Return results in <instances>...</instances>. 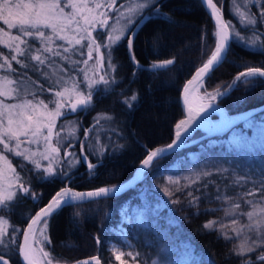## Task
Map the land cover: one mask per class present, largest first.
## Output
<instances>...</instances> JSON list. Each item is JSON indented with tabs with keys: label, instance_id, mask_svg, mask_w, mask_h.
Segmentation results:
<instances>
[{
	"label": "trees",
	"instance_id": "16d2710c",
	"mask_svg": "<svg viewBox=\"0 0 264 264\" xmlns=\"http://www.w3.org/2000/svg\"><path fill=\"white\" fill-rule=\"evenodd\" d=\"M213 3L220 7L225 22L230 21L241 36H253L252 32L244 31V26L232 15L233 0H213ZM158 7L159 12L150 9L145 11L144 16L148 19L137 31L134 54L136 61L143 66L171 58L175 59L174 64L155 71L136 69L128 58L127 41H123L116 47L113 56L114 63L118 67L115 71L108 70L109 75L114 76L117 81L112 85V90L102 97H94L92 105L87 110L61 119L64 122L75 120L80 138L85 137L86 128L91 129L84 143L88 160L95 164L96 168L88 172L87 167L81 163L72 172L70 180L55 177L37 181L32 174H28L27 181H31L30 187L37 198L32 199L31 196L23 198L15 203L11 213H0V216L9 221L11 230L13 228L19 230L16 232L19 243L22 230L31 217L62 187L70 186L76 191H90L99 187L124 184L132 177L149 151L166 147L172 142L176 125L184 119L179 103L182 88L206 62L215 47L216 30L200 0H158ZM249 9L252 13L259 14L258 6L253 7L250 4ZM2 25L0 22V27ZM259 27L260 31L264 32L262 24ZM205 32L209 45L206 53L202 48L203 40L201 39ZM154 36L156 43L153 42ZM56 50L68 59L52 57L50 61L54 60L55 63L49 62L44 66H38L37 62L31 61L30 57L27 60L20 57L29 68L36 69L35 72L26 71V67H21L12 61V68L15 71L1 72L0 76H7L8 79L20 83L40 85V88L44 89L56 85L55 80L58 81L61 78L59 76L60 78L56 79L49 73L43 72V69L52 66L66 70V75L69 67H75L78 73L76 74L75 70L73 74L77 77L82 89L85 73L89 75L87 76L90 80L97 78L94 60L87 65L83 64L87 47L81 50L84 52L83 56L80 55V51H72V49L69 53H64L62 48ZM32 54H36L34 50ZM76 61L79 63L73 64ZM261 61H264V54H260L254 47H247L244 43L233 40L223 63L204 81L205 89H221L225 93L218 99L217 105L228 115L240 120L237 124L235 121L225 134L211 136L155 161L145 170L141 181L121 196L78 204V206H66L53 213L48 218V237L51 240L48 250L56 258L53 262L74 264L88 260L92 256H98L102 264H111V255L106 244L112 237V230L117 228L122 208L141 206L144 198L138 195L139 187L161 170L174 169L180 164L202 159L203 155H217L232 159L236 156L242 159V155H248L256 170L264 169L262 158L246 152L245 145H238L233 141L237 137L248 139L253 133L252 128L249 127L252 123L259 122L258 124L264 127V111L246 119L249 112L264 107V79L257 80L254 86L239 84L236 87H229L237 73L243 70L238 65L248 63L250 66L259 67ZM134 70L135 75H133ZM62 73L60 72L59 75ZM58 86L53 90L56 91ZM134 93L137 95V100L134 106L129 108L122 101ZM104 117H111V119ZM97 119L100 121L99 124L96 123ZM200 136V132H196L186 142ZM100 145L104 146L103 154L96 151ZM72 149L79 154L80 143L78 142ZM12 165L16 171L22 173L18 167V160H12ZM219 204L218 201L202 200L196 206L179 207L177 212L181 218L169 211V208L159 207L157 211L168 216V220L158 221L144 231L135 230L136 232L133 231L129 239L135 242L138 250L144 247L148 240L151 241L152 246H160L163 243L159 240L160 232L163 234L168 228L167 232L176 240V243H185L192 249L193 255L203 261V264H239L237 258L230 256L237 241H225L216 231L204 228V224L211 219L221 217L222 210L218 208ZM209 209H215V211H206ZM76 212L80 215L75 216ZM97 237L100 239L99 245L96 243ZM152 240L155 241L154 244ZM14 248V255L6 258L9 259L10 264H21L18 245Z\"/></svg>",
	"mask_w": 264,
	"mask_h": 264
},
{
	"label": "snow or ice",
	"instance_id": "6c2138e0",
	"mask_svg": "<svg viewBox=\"0 0 264 264\" xmlns=\"http://www.w3.org/2000/svg\"><path fill=\"white\" fill-rule=\"evenodd\" d=\"M203 2L204 0H202ZM233 3H235V0H233ZM207 4L212 9V15H218L220 7L214 4L213 0H207ZM249 4L253 7H259L258 15L248 9ZM116 5L117 0H110L103 7L117 14V23L120 20L124 21L123 27L119 30L118 34L109 23L110 17L108 16V12H100L99 16L95 14V9L102 7L100 3H96L95 9H93L88 6V0H0V22L8 29L6 31L4 27H0V37H7L6 40L0 38V44L9 49L8 55L0 51V60H3L0 68H5L6 66L7 71H15L12 68V61H15L21 67H27V64L20 57H24L25 60L30 57L31 61L37 62L38 66H44L49 62L55 63L54 60L50 61V57H61V59L66 60L68 58L56 49L62 48L64 53H69L73 40L75 45H81L82 40L88 41V58L83 60L84 65H87L93 59V51L97 54L96 60L98 63L96 65L95 77H98V79L92 78L89 80L87 73H85L83 90H81V85L77 83L72 89L65 87L63 90L54 91V96L57 99L49 100L48 103H45L43 100H39L38 104L33 103L35 96H33V99H21V88L19 86L13 89L0 88V96L20 100L19 103L9 104L0 101V108L3 109L0 111V145H3L6 152H11L17 157H23L24 161L30 163L33 168L29 169V172L35 170V178L37 180H47L52 177H62L63 180H70L72 170L82 162H87L90 172L96 168L95 164L88 162L84 141H79V155L74 151H69V149L73 148V144L69 143L64 148L63 158H61L60 145L68 137H61V133L54 132V128L57 126V118L67 115L69 111L76 113L87 110L92 105L94 97H102L112 90V85L116 84L117 81L114 76L109 75L108 70L115 71L118 67L114 63L113 53L120 43L125 40L127 41L129 59L134 63L136 68L141 67L139 62L136 61L134 54V43L137 36L136 28L139 25L140 19H143L144 9L147 8L155 12L160 11L158 0H152L151 4L148 3V0H144V2L136 5L135 8L127 9L131 13L127 16L123 12H120ZM120 7L124 6L121 5ZM243 7L247 10L241 12L240 8L236 7V12L240 16V23L244 26L243 30L252 32L253 36H241L230 21L221 23L218 20V30L215 33V47L206 62L197 69L196 76L193 79H199L208 73L209 70L213 69L224 56V53L230 49L233 40L240 41L247 47H254L260 54H264V32H261L259 27L261 24H264V0H245ZM67 9H71V11H66ZM85 12L90 15H84ZM78 16L80 17L79 19L77 18ZM81 21L88 27H82ZM74 25L75 27L73 28ZM13 29L15 30V34L11 31ZM70 29L80 33V38H69L67 33ZM99 29L107 32V42L104 40L103 32H100ZM93 30H97L98 34L96 36L93 35ZM84 33H87V35L85 36ZM201 39L203 40L202 48L206 53L209 47L206 32ZM58 40L66 41L68 47H65L64 44H56ZM153 42H157L155 36ZM54 44L55 49L53 48ZM81 47L83 46L81 45ZM101 49H105L106 51L101 53ZM33 50L36 53L34 55L32 54ZM72 51H77V49L72 48ZM80 55L83 56L82 51H80ZM174 62L175 59L171 58L153 63L149 67L164 69L174 64ZM74 63H79V61ZM238 67L243 68V70L237 73L229 87H236L239 84L254 86L257 80L264 79V61L260 62L259 67L250 66L248 63H243L238 65ZM135 74L134 70L133 75ZM44 75H47V73H44ZM3 80L5 84L19 83L18 81L8 80L7 76L3 77ZM191 82L189 81V83ZM59 83L60 81L58 80L56 85L46 90L41 87L40 91L53 92L54 87L59 85ZM185 91H187V88H185ZM66 92H70L75 97L69 104L63 102ZM25 94L27 95V93ZM220 94L217 91V95ZM210 98L214 99L215 97ZM136 100L137 95L134 93L131 97L123 100L122 103L131 108L134 106ZM53 103L55 107L49 109V104ZM39 106H42L44 109V112L40 113L45 117L44 120L35 118ZM17 109L18 111H16ZM29 109L32 110L31 114L28 112ZM5 113L7 114L6 117ZM197 115H199L198 112L192 114L190 110L188 118L181 120L176 125V139L167 145L166 148H157L154 151H149L146 158L141 161V166L148 169L153 165L155 158L161 153L177 146L181 138V131L186 129L195 120ZM5 118L7 119L6 127L4 126ZM104 118L111 119V117ZM99 122V119H97L96 123L99 124ZM43 129H47V134H44ZM61 130L65 129L62 128ZM69 135L74 136V133L69 132ZM54 136L56 137L55 144L53 143ZM84 136L85 139L88 138L89 129L86 128L84 130ZM20 137H25L26 139L22 141ZM13 141H15L14 144ZM41 141L43 142V151L39 150ZM23 143L37 144L38 150L31 151L25 148L21 151V144ZM97 143L99 144L98 137ZM103 149L104 146L100 145L96 151L103 154ZM37 156L39 159L36 158ZM41 160L49 161V164L45 167L40 162ZM0 161H7V156L0 153ZM8 170L12 172V177L7 180L6 185L0 186V213H11L15 203L23 198L28 196H31L32 199L37 198L30 187L31 181H25L12 168L11 163H8ZM217 171L225 173L228 170L218 169ZM199 175L206 177L212 175V173L203 172ZM199 175L197 179H199ZM255 175V173H252L238 176L231 184L226 181L225 189L228 191H222L217 187V191L214 194H202L209 202L214 198L222 205H226L223 211L225 216L230 218L229 223H219L217 227L218 222L210 220L204 224V228L218 231L225 241H238L231 250L230 256L237 258L239 264H264V169L259 174V180L253 178ZM0 176H3L2 169H0ZM170 183L179 184V181H170ZM190 184L185 185V187L190 186ZM249 184H251V187H248ZM208 186L209 182H206L204 187L208 188ZM114 188L115 186L99 187L87 192H80L74 191L70 186L62 187L51 197V200L44 207H41L35 213V216L31 217L28 227L22 230L25 241L23 244H19L15 235L19 230L13 228L11 233H9L7 228L8 220L0 216V264H10L9 259L6 257L14 255V246L16 245L19 247V255L25 264H37L33 255L34 249L28 243L30 232L34 234L33 225L43 224L45 226L41 230V234L44 235L47 243L51 244V240L48 239L45 233L48 218L54 212L65 206H78L77 202H82L85 198L98 201L99 198L106 197ZM166 194L171 195V192L166 190ZM187 195L190 205L196 206L201 202V198L194 196L192 192H188ZM244 206H247L250 210L244 211ZM206 211H215V209ZM74 215L79 216L80 213L76 212ZM36 242L39 243L40 241L37 240ZM96 243L100 244L99 237L96 238ZM112 251L115 254V259L120 261V264H127V261L122 259L125 255L132 259L133 264H139V253L131 251L124 253L118 251L116 248H113ZM40 252L43 254V258L47 260V264H53L56 258L51 253L45 251L44 248H41ZM92 261L95 264H101V259L98 256H92L90 260L78 261L76 264H91Z\"/></svg>",
	"mask_w": 264,
	"mask_h": 264
},
{
	"label": "rangeland",
	"instance_id": "374dc122",
	"mask_svg": "<svg viewBox=\"0 0 264 264\" xmlns=\"http://www.w3.org/2000/svg\"><path fill=\"white\" fill-rule=\"evenodd\" d=\"M130 0H117V5L116 7L119 9L120 12H123L125 16L130 15L127 11L129 8H135L136 5L139 3L144 2V0H133L131 3H127ZM110 2V0H88V6L92 7L95 9V4L100 3L102 5L101 8L95 9V14L99 16L100 12H108V16L110 17L109 23L112 25L113 30L116 31V33H119V30L123 27L124 21L120 20L119 23H117V14L111 11H108L107 8L103 7L104 4ZM152 0H148V3L151 4ZM245 0H235V3H232L231 5V12L234 18L240 22V16L236 12V7L240 8L241 12L246 11L245 7H243ZM123 5L124 7H120ZM250 4L248 5L249 9ZM148 10L147 8L143 10L144 15L145 11ZM66 11H71V9H67ZM84 15H90L89 13L85 12ZM143 15V16H144ZM78 19L80 18L79 16L77 17ZM143 19L145 21L148 19V17L144 16ZM142 19H140L141 21ZM2 23V22H1ZM81 26L82 27H88L83 24V21H81ZM264 28V24H262ZM1 27H4L5 30L7 31L8 29L6 26L2 25ZM75 25L73 26V28ZM99 28V26H98ZM12 32H15V30H11ZM100 32H103L104 35V40L107 42V32H104L103 29H99ZM97 30H93V35L96 36ZM69 38L75 37L76 39L80 38V33H77L70 29L67 33ZM86 36L87 33H84ZM2 39H7V37H0ZM56 44H64L65 47H68V44L66 41H56ZM88 41L87 40H82L81 45H75V42L73 40L72 48H76L77 51H81L84 47H87ZM55 47V44L53 45V48ZM127 48V44H126ZM55 49V48H54ZM214 49V48H213ZM3 51L5 55H8L9 49L5 48L3 44H0V51ZM106 50L101 49V53H104ZM84 53V52H83ZM96 53L93 51V59L95 63V71H96V65L98 61L96 60ZM86 59L88 58V48L87 52L85 53ZM52 58V57H50ZM90 60L89 62H91ZM3 63V60H0V64ZM76 64V63H73ZM91 68V67H89ZM26 71H31L35 72L36 69L34 68H29L28 66L25 68ZM76 70V74L78 73L77 69L75 67H69L68 74L66 75L65 71L66 70H61L57 66H52L49 68L43 69V72L49 73V75L53 76L54 78L58 79L60 81V86L57 87L56 91L63 90L65 87L68 89H72L75 84L79 83L77 80V77L73 74V71ZM1 72L8 73L6 71V66L4 68H0V74ZM60 72H63L62 75H59ZM89 72V70L87 71ZM70 73V74H69ZM37 74V73H36ZM88 75V74H87ZM60 76V77H59ZM89 76V75H88ZM4 76H0V88H5V89H13L17 88L18 86L21 88V93L20 96L22 97L21 99H33V96H35V99H33V103L38 104L39 100H43L45 103H48L49 100H54L57 99L54 96V91L49 92V91H40V85H33L29 83H18V84H5L3 80ZM90 80V77H88ZM98 79V77H97ZM8 80H13V79H8ZM14 81V80H13ZM57 82V80H55ZM66 82V83H65ZM197 94L200 98V107L199 110L200 112H205L206 117L203 120V123H206V121L212 120V123H210L211 127L207 129H203L201 127H193L192 125V135H194L196 132H200V137L205 136V132H211L212 134L215 133H220L223 132L226 128L229 126V122L231 121L232 124L236 121V119H232L230 117H233L231 115H228L223 109H221L217 105V101L219 98L225 94L221 89H216V90H207L205 89L204 82L201 83L200 85L197 86ZM46 90V88H45ZM81 90L82 87H81ZM217 91H219L221 94L217 95ZM27 93V95L25 94ZM210 97H215L214 99H211ZM75 97L70 93L66 92L65 93V99L64 103L69 104L71 100H74ZM0 101H3L5 104L9 103H19L20 100L12 99L11 97H4L0 96ZM55 107V104H49V109H52ZM201 109H203L201 111ZM3 109L0 108V111ZM18 111V109L16 110ZM29 114H31L32 110H28ZM44 109L42 106L38 107V111L36 113L35 118L44 120L45 117L41 115L40 113H43ZM79 112V111H78ZM71 114L70 111L68 112L67 115L62 116L60 118H57L56 120V128H54V132H60L61 137L67 136L68 138L63 140V143L60 145L61 147V153L60 157L63 158V150L64 148L67 147L69 143L73 144V147L79 142V141H86L85 137L80 138L78 135V124L74 120H70L67 122L62 121L61 119L64 117H68ZM5 113V117H6ZM15 119V117H13ZM62 121V122H61ZM61 123V124H60ZM259 122L253 124L249 127L252 128V134L249 136L248 139H245V137H240L236 138L235 141L238 145H245V149H247L246 152H251L255 154V156L258 158H262L264 160V127L260 126L261 124H258ZM215 124L217 128H215ZM4 126H7V119H4ZM65 130H61V129ZM212 129V130H211ZM91 129H89L90 132ZM44 134H47V129L42 130ZM69 132H73L74 136L69 135ZM190 138V137H189ZM197 138V139H199ZM20 139L23 141L26 138L25 137H20ZM196 140V139H194ZM56 142V137L54 136L53 138V143L55 144ZM189 142V141H188ZM15 141H13V144ZM25 148L30 149L31 151H37L38 150V145L37 144H27L23 143L21 144V151ZM40 151H43V142L41 141V145L39 147ZM69 151H73V149H69ZM75 152V151H74ZM0 153H3L5 156H7V161H0V169L3 170V176H0V186H4L7 184V180L12 177V172L8 170V163H11L12 165V160H18V167L22 171V173L18 172L21 177L27 181L28 179V174H32V177H35V170L32 172H29V169L33 168V166L28 163L27 161L23 160V157H17L11 152H6L3 148V145H0ZM76 153V152H75ZM77 154V153H76ZM79 155V154H77ZM238 156L235 158L233 157H224V156H217V155H203L201 157L202 159H197L189 163H183L180 164L178 167L174 169H169V170H161L160 172L156 173L151 177V179L147 180L146 182L143 183L141 187L138 189V195L142 196L143 202L141 206L138 208H131V206H126L122 208L121 213H120V221L117 225V228L112 230V237L111 239L107 242V248L110 252L111 255V264H120V261L115 259V254L113 253L112 249L116 248L118 251H122L124 253L128 252H134V253H139V264H203V261L199 259L198 257L193 255L192 249L188 247L185 243H176V240L168 233V228L166 229L163 234L160 232V238L159 240H162V244L160 246H152L151 241H146L145 246L142 247L141 249L138 250L135 246V242H132L129 237L130 234H133V231L136 232L135 230H142L144 231L146 228L154 226V224L158 221H166L168 220V216L162 215L160 211H157L159 207H167L169 208L171 212L177 214L179 218H181L178 214L177 211H179V207H184V206H192L188 203L189 197H188V192H192L194 196L200 197L201 201L204 200L206 202H209L208 199L202 195L204 193H210L214 194L217 191V187H219L220 190L222 191H228L225 189V182L227 181L229 184L232 183L238 176H243L245 174H252L255 173L256 175L253 177L256 180H259L260 178V172L261 169L258 168L256 170L253 165L251 164V161L249 160L248 155H242V159H238ZM39 159V157H36ZM42 165L45 167L49 164V161L46 160H41L40 161ZM89 162V160H88ZM83 163V162H82ZM78 164L76 168L79 166ZM84 165L87 167V162L84 163ZM56 167V165H54ZM12 168L15 169V167ZM65 168H66V161H65ZM75 168V169H76ZM73 169L72 172L75 170ZM218 169H227L228 171L225 173H220L217 171ZM59 171V169H57ZM87 171L89 172V169L87 167ZM27 174L25 176V174ZM203 172H210L212 175L210 176H203L199 175ZM199 175V179H197V176ZM55 178V177H52ZM49 178V179H52ZM62 178V177H61ZM47 179V180H49ZM63 179V178H62ZM37 180V179H36ZM37 181H43V180H37ZM170 181H179V184L175 183H170ZM190 182H192L190 184ZM206 182H209L208 188L204 187V184ZM188 187H185V185H189ZM248 187H251V184L248 185ZM181 189V190H177ZM166 190L171 192V195L166 194ZM177 197V199H175ZM180 198V200H178ZM179 201V202H174V201ZM212 201H217L214 198ZM218 203H220L218 201ZM226 207V205H222L221 203L219 204L220 210H222V215L221 217L218 218H213L211 220L217 221V227L219 223H229L230 218L226 217L223 211V208ZM244 211L250 210L247 206H244L243 208ZM161 214V215H160ZM6 219V218H4ZM163 224V223H162ZM44 225L41 224L37 228V230L34 233V236L31 241L32 248L34 249L33 255L34 259L36 260L37 264H47V260L43 258V254L40 252L41 248H44L45 251L49 252V244L47 241L44 239V235L41 234V230L44 229ZM7 228L9 232L11 233V228L10 224L8 221ZM208 230H214V229H208ZM216 231V230H214ZM220 237V233L216 231ZM48 237V225L45 233ZM17 235V233H15ZM22 236V235H21ZM21 239V238H20ZM49 239V237H48ZM39 240L40 242L37 243L36 241ZM154 244V240H152ZM238 242V241H237ZM155 249V251H152V249ZM143 249V250H142ZM50 253V252H49ZM122 259L127 261V264H133V261L130 257L125 255L122 257ZM53 264H57L53 262Z\"/></svg>",
	"mask_w": 264,
	"mask_h": 264
},
{
	"label": "water",
	"instance_id": "95a60500",
	"mask_svg": "<svg viewBox=\"0 0 264 264\" xmlns=\"http://www.w3.org/2000/svg\"><path fill=\"white\" fill-rule=\"evenodd\" d=\"M201 3H202V0H200ZM202 6L204 7V9L206 10L207 14L209 15L210 19L212 20L214 26H215V30L217 32L218 30V24H217V21L219 20L221 23H224L225 20H224V17L222 16V12L220 11L218 13V15L214 16L212 15V9L211 7L208 6L207 4V0H204V2L202 3ZM145 22V19H142L141 21H139V25L137 26L136 28V32L138 31V29L141 27V25ZM232 45V44H231ZM229 51V50H228ZM228 51H226L224 53V56L221 58V60L214 66L213 69L209 70L208 73H206L203 77L199 78V79H193L194 76H196V72L194 73V75L185 83L184 87L182 88V91H181V94H180V99H179V103H180V107L182 109V112H183V115H184V119L183 120H186L189 116V108H188V96L190 94V92L195 89L198 85H200L201 83H203L211 74L212 72H214L224 61V59L226 58V55L228 53ZM127 54H128V58H129V50H128V47H127ZM130 60V59H129ZM131 64L134 66V63L130 60ZM141 67H138L135 68L136 69H140V70H146V71H155V70H161V69H156V68H150L149 66H143L141 64H139ZM189 81H192L191 83H189ZM185 88H187V91H185ZM264 111V107L262 108H258L256 110H253L251 112H249L246 116V119L249 118L250 116L256 114V113H260ZM232 119H236V124L238 122H240V120H237L236 117H230ZM194 122L196 121L197 123V120H193ZM193 121L190 125H188L186 127V131L184 134L181 135V138L177 144V146H175L174 148H172L171 150L169 151H166L164 153H161L157 158H155L154 162L159 160V159H162L166 156H169L171 154H173L174 152H176L177 150H180L182 148H185V147H189V146H192V145H195L211 136H214V135H221V134H225L228 130H230V128L233 126L232 122L230 121L229 122V126L228 128H226L223 132H220V133H215V134H212L211 132H205V136L199 138V139H196V140H191L189 142H186V140L191 136L192 134V125H193ZM210 123H212V120H210ZM212 130V129H211ZM176 127H175V132H174V137H173V140L176 139ZM172 140V141H173ZM172 143V142H171ZM170 143V144H171ZM163 148H166V147H163ZM85 162H83L84 164ZM145 168H143L141 166V163L140 165L138 166V168L135 170V172L133 173L132 177L124 184H121V185H118V186H115L114 190L110 193H108V195L106 197H101L99 198V200H103V199H109V198H114V197H118V196H121L122 194L126 193L127 191L131 190L132 188H134L142 179V176L145 172ZM76 191V190H74ZM80 192H87V191H80ZM95 200H89L88 198H85L84 201L82 202H77V204H83V203H88V202H94ZM66 207V206H65ZM55 213V212H54ZM35 216V215H34ZM30 222V221H29ZM28 222V223H29ZM28 223L26 225V227L24 229H26L28 227ZM40 224H37V225H33V229H34V233L35 231L37 230V228L39 227ZM34 234L30 232L29 234V241L28 243L31 244V241H32V238H33ZM25 243L24 241V234L22 232V236H21V239H20V243L19 244H23ZM18 255H19V248H18ZM19 260H20V263L21 264H25V262L23 261L22 257L19 255ZM90 260V259H88ZM84 261V260H82ZM76 264V263H74ZM91 264H95L94 261L91 262ZM102 264V263H101Z\"/></svg>",
	"mask_w": 264,
	"mask_h": 264
},
{
	"label": "bare ground",
	"instance_id": "6f19581e",
	"mask_svg": "<svg viewBox=\"0 0 264 264\" xmlns=\"http://www.w3.org/2000/svg\"><path fill=\"white\" fill-rule=\"evenodd\" d=\"M197 88L198 87L193 89L188 96V100H187L188 108H189V110H191L192 114H195L197 112L199 113V115H197L195 118L197 120V123H196V121L195 122L193 121V125H194L193 127H201L203 129H207V128H210L211 125H210L209 121H206V123H203V120L205 119L206 114H205V112H200V110H199L200 98L197 94ZM217 126H219V124L218 125L215 124V128H217ZM185 131H186V129L182 130L181 135L184 134Z\"/></svg>",
	"mask_w": 264,
	"mask_h": 264
}]
</instances>
